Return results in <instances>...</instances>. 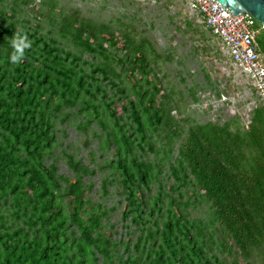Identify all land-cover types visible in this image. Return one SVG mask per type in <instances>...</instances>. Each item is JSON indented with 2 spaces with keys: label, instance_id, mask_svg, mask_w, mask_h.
Wrapping results in <instances>:
<instances>
[{
  "label": "trees",
  "instance_id": "1",
  "mask_svg": "<svg viewBox=\"0 0 264 264\" xmlns=\"http://www.w3.org/2000/svg\"><path fill=\"white\" fill-rule=\"evenodd\" d=\"M4 2L0 264H264V105L246 126L195 124L174 143L180 130L144 42L51 14L42 32L39 22L16 21ZM255 23L264 60V31ZM16 32L32 41L19 64L9 59ZM65 121L82 134L98 128L91 132L100 163L91 150L93 166L69 148L54 153L56 126ZM155 132L164 135L158 147ZM58 158L70 175L58 172ZM97 172L100 199L113 187L125 203L123 238L108 232L112 208L87 196ZM198 203L208 208L202 219L189 212Z\"/></svg>",
  "mask_w": 264,
  "mask_h": 264
},
{
  "label": "rangeland",
  "instance_id": "2",
  "mask_svg": "<svg viewBox=\"0 0 264 264\" xmlns=\"http://www.w3.org/2000/svg\"><path fill=\"white\" fill-rule=\"evenodd\" d=\"M3 6L7 10L13 6L16 21L20 23L24 20L29 24L39 22L42 32L49 28L47 14H51L55 21L75 17L96 27L104 26L116 36L127 33L136 41L144 42L152 76L161 93L167 97L170 116L176 120L180 130L178 137L173 139L174 143H178L186 129L195 124L212 122L221 125L238 120L246 126L252 110L264 105L251 82L227 55L221 41L211 34L203 18L186 0H5ZM124 82L128 86L130 81L124 79ZM56 128L59 147L54 153L60 148H69L75 159L93 166L88 158L91 150L95 163L101 162L97 155L98 145L91 132L98 131L95 125H91L86 134L66 121ZM158 136L164 135L154 133L157 147L163 142ZM175 154L173 149L172 156ZM108 157L111 155L105 156ZM150 158L158 160L154 156ZM57 168L60 174L70 175L64 161L59 158ZM101 173L97 172L90 178L92 187L87 196L92 201H103L99 197ZM161 179L165 184H171L165 176ZM108 191L107 199L102 202L107 209L112 208L108 214L113 227L108 232L114 238H123L128 227V220L122 219L125 203L113 187ZM194 208H189L193 218L202 219L208 211L206 203H198ZM231 243L228 239V244ZM237 261L243 264L240 258Z\"/></svg>",
  "mask_w": 264,
  "mask_h": 264
},
{
  "label": "built area",
  "instance_id": "3",
  "mask_svg": "<svg viewBox=\"0 0 264 264\" xmlns=\"http://www.w3.org/2000/svg\"><path fill=\"white\" fill-rule=\"evenodd\" d=\"M186 1L203 17L211 34L221 41L227 55L264 101V60L256 45L260 27L248 14L232 17L227 8L213 0Z\"/></svg>",
  "mask_w": 264,
  "mask_h": 264
},
{
  "label": "water",
  "instance_id": "4",
  "mask_svg": "<svg viewBox=\"0 0 264 264\" xmlns=\"http://www.w3.org/2000/svg\"><path fill=\"white\" fill-rule=\"evenodd\" d=\"M227 8L232 17L240 14H248L253 21L262 25L264 31V0H213Z\"/></svg>",
  "mask_w": 264,
  "mask_h": 264
},
{
  "label": "clouds",
  "instance_id": "5",
  "mask_svg": "<svg viewBox=\"0 0 264 264\" xmlns=\"http://www.w3.org/2000/svg\"><path fill=\"white\" fill-rule=\"evenodd\" d=\"M10 44L12 52L9 59L14 64H19L25 57L26 49L32 47V41L29 39L28 35L23 32L14 33Z\"/></svg>",
  "mask_w": 264,
  "mask_h": 264
}]
</instances>
